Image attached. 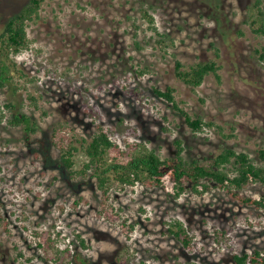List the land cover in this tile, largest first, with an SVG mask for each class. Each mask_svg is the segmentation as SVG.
<instances>
[{"label":"rangeland","instance_id":"374dc122","mask_svg":"<svg viewBox=\"0 0 264 264\" xmlns=\"http://www.w3.org/2000/svg\"><path fill=\"white\" fill-rule=\"evenodd\" d=\"M28 1L0 0V32ZM253 1H43L38 17L28 23V46L14 55L26 74L17 79L18 98L40 126L31 141L21 126L9 124L12 113L2 106L9 89L0 88V264H77L67 250L93 264H235L234 254L264 252L259 210L238 205L219 189L174 199L169 181L166 188L110 189L109 203L134 224L127 236L119 224L97 216L101 192L57 166V149L42 147L59 122L86 139L100 124L122 148L142 143L167 157L180 140L188 160L232 147L260 163L264 62L254 49L264 46V35L252 33L247 24ZM141 9L166 35V49L157 44L159 36ZM215 47L220 82L209 75L192 89L175 78V59L203 63L214 58ZM166 86L175 88L176 100L191 113L227 131L232 125L235 137L224 139L213 129L191 132L182 115L152 91ZM74 160L79 167L83 154L76 153ZM263 191L258 184L247 189L254 196ZM174 218L193 236L192 249L168 235L167 222ZM76 234L90 247L82 248ZM46 235L53 241H44Z\"/></svg>","mask_w":264,"mask_h":264},{"label":"trees","instance_id":"16d2710c","mask_svg":"<svg viewBox=\"0 0 264 264\" xmlns=\"http://www.w3.org/2000/svg\"><path fill=\"white\" fill-rule=\"evenodd\" d=\"M43 1L29 0L19 13L5 22L0 32V88L8 87L10 94L2 106L12 113V118L8 119L9 124L22 127L26 141L32 140L33 136L40 131V126L34 117L23 111V101L18 98L20 84L17 79L26 77V74L18 66L14 55L28 46L27 26L38 17ZM263 4L264 0H254L249 7L247 24L256 35H264ZM141 10L149 29L159 36L157 44L160 48L166 49L168 46V41L164 38L166 35L158 31L154 16L146 9ZM217 21L220 23L221 20L217 18ZM238 33L243 34L242 31ZM254 52L258 60L264 62V46L255 48ZM219 58V48L215 47L214 58L203 63L184 65L179 59H175L174 76L192 89L200 86L209 75L220 82ZM152 91L156 96L170 103L172 108L182 115L191 132L199 133L213 129L224 139L235 137L232 125L229 127L230 131H227L225 125L191 113L182 106L176 100L173 86H166L164 89L153 87ZM28 97L37 107L36 98L32 94ZM2 106L0 105L1 116ZM42 147L47 150L51 147L57 149V166L65 170L72 179L76 178L91 184L101 192V206L97 216L111 224H119L127 236L133 231L134 224L122 218L119 211H115L114 206L109 203L110 189L116 185L129 188L136 185H142L145 188H164L165 182L169 181L172 187L168 193L174 199L187 193L202 196L213 189H219L238 205L259 210L264 217V191L259 196L247 192V189L254 184L264 187L263 148L258 149L260 163H255L247 152L237 151L232 147H223L213 155L188 160L183 155L184 148L181 141L176 140L175 153L172 156L161 157L154 149L142 143H132L122 148L100 124L86 139L77 137L72 127L62 122L53 126L49 140L43 142ZM76 153L84 156L82 165L79 167H75ZM47 158L51 162L54 161L51 156ZM4 229L9 232L7 223H4ZM166 231L182 247L187 250L192 249L193 236L188 233L180 220L174 218L168 221ZM76 237L82 248L90 247L80 234H76ZM43 240L53 241L48 235ZM40 246L43 245L40 244ZM67 253L77 264H93L80 253L71 254L70 250H67ZM18 256L25 258L26 262L31 261V257H26L21 252ZM233 260L235 264H264V252L255 249L252 252L234 254ZM186 264L199 263L189 261Z\"/></svg>","mask_w":264,"mask_h":264}]
</instances>
